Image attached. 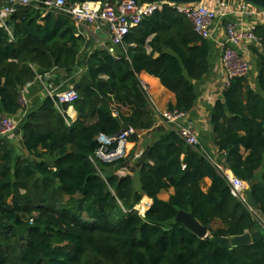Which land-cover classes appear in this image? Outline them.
Listing matches in <instances>:
<instances>
[{
    "label": "trees",
    "instance_id": "1",
    "mask_svg": "<svg viewBox=\"0 0 264 264\" xmlns=\"http://www.w3.org/2000/svg\"><path fill=\"white\" fill-rule=\"evenodd\" d=\"M5 25L11 35L0 22V118L22 110L21 92L38 76L75 73L90 46L70 16L40 3L17 6ZM255 34L264 46V24ZM125 44L116 56L93 50L80 78L70 79L78 92L74 120L68 104L59 109L49 98L27 111L19 126L27 156L0 136V264H264V236L236 248L212 241L260 228L248 204L264 216V56L255 50L256 89L249 76L234 78L211 117L218 160L250 183L247 204L232 194L202 146L188 145L169 128L138 163L140 189L132 175L114 171L124 158L91 160L100 134L133 127L131 140L138 141L139 132L154 126L142 72L174 93L168 109L189 112L194 82L211 69L210 40L169 5L143 18ZM205 178L211 180L206 191ZM170 188V198L161 199ZM144 197L152 203L144 199L149 207L141 214ZM179 210L191 212L209 236L175 222Z\"/></svg>",
    "mask_w": 264,
    "mask_h": 264
},
{
    "label": "built area",
    "instance_id": "2",
    "mask_svg": "<svg viewBox=\"0 0 264 264\" xmlns=\"http://www.w3.org/2000/svg\"><path fill=\"white\" fill-rule=\"evenodd\" d=\"M206 0L199 3L175 4L170 2H151L144 0H108V1H72V0H6L0 6V22L11 35L10 29L5 25V20L9 15L17 10V6L30 4H43L47 9H56L70 16L77 24V35L85 34L83 28L86 25H92L93 31L90 33L113 55H117L118 48L127 50L125 39L131 29L141 23L143 18L152 15L161 10L164 5L175 8L179 13L186 16L192 23L194 31L201 38L213 40L219 31L222 32L217 42L221 48V65L225 72L224 90L231 85L236 77H246L250 75L252 64L250 60L240 52L241 44L260 43V53L264 56V46L255 34V28L259 23L245 24V21L230 19L228 16L237 14L241 19L246 17H264V9L243 1V0H219L221 4L217 7H211L205 3ZM145 92L148 105L153 114L158 118V124L176 131L180 137L190 146H202L201 141L195 132L193 126L187 122L188 112L174 109L160 111L149 94L148 86L141 82ZM23 91V90H22ZM46 98L59 109L62 105L68 104L69 108L78 99V92L73 87H64L61 90L49 89ZM23 108L15 115H4L0 118V136L10 138L12 134L19 129L24 120L27 109L26 100L21 92V102ZM68 113V111H67ZM69 115V113H68ZM70 124V121L67 120ZM133 127L125 128L119 134L108 136L100 134L98 141L100 143L91 160L113 162L119 158H124L128 154V145L131 144V137L136 134ZM202 152L217 168L219 174L227 180L231 192L247 203L245 189L247 183L227 168L218 157L212 156L204 148ZM185 167V166H184ZM248 204V203H247ZM248 207L258 218L260 228L264 230V216H259L251 205Z\"/></svg>",
    "mask_w": 264,
    "mask_h": 264
},
{
    "label": "crops",
    "instance_id": "3",
    "mask_svg": "<svg viewBox=\"0 0 264 264\" xmlns=\"http://www.w3.org/2000/svg\"><path fill=\"white\" fill-rule=\"evenodd\" d=\"M205 3L214 8H217L221 4L219 0H206ZM228 17L236 21L238 20L245 21L244 22L245 24H251V23L264 24V17H246L244 20L241 19L239 16H237V14H231ZM85 27L87 29H89V27H91V29H94L92 25H86ZM87 29L83 30L84 32L86 31L85 34L88 33ZM221 35L222 32L219 31L216 35V38L210 40L211 69L210 72L204 78L194 82L197 98L193 109L188 112V118H187V122L193 126L195 132L197 133L201 141L202 148H204L209 154L215 157L216 156L218 157V151L214 143V134H213L211 117L214 106L216 105L217 101L220 100L224 102L225 72L221 65L222 51L217 42V39L220 38L219 36ZM260 47H261L260 43L241 44L239 46L240 52L243 53L245 57H247L252 64L250 77H252L253 79V84H251V86L254 89H256V76H257V58H256L255 50L257 49L260 52L261 51ZM64 75H68L66 71L61 69H57V70L55 69L53 72H49L44 76H38L34 82L28 84L22 91L26 100V106L24 108L29 110L32 108H36L40 104H42L46 99V95L49 89L61 90L64 87H66L64 85L66 82L63 79ZM140 78L141 81L145 82V84L148 86L151 99L153 100V102L160 111L168 109V106L170 104H175L176 98L174 93H172L167 88H165L157 77L142 72L140 74ZM68 113L70 117L71 116L75 117L77 115V112L74 109V107H70L68 109ZM154 118H155L154 126L150 130L139 132L138 141H134L133 143L136 149L134 150L129 160L133 162V164L134 162L135 164L137 163L135 168L136 170L131 169L129 172L127 173L125 172V170H127L128 168L127 166H129V165L126 166V162L128 160L127 161L125 160V162L121 165L120 168H113L114 171L119 175H125V174L132 175L135 182V187L137 189H140L138 163L141 160L145 159V154L147 150L153 144L156 138L161 134L163 130L162 128L168 129L166 126L158 124V118L156 115H154ZM8 139L15 148L21 149L22 151L21 154L23 156L28 155L24 147L23 135L20 129H17V131H15L12 134V136ZM210 185H211V180L209 178H205L202 182L203 189L205 191L208 190ZM249 190H250V183H247V189H245V197L247 202H248ZM163 193H166L167 196L166 197L162 196ZM173 193H174V189L170 188L169 190H163L159 194V197L163 200H168ZM144 199L149 201V206H150L152 201L148 197H144L143 200ZM221 225L222 224L218 220L213 222V227L215 228Z\"/></svg>",
    "mask_w": 264,
    "mask_h": 264
},
{
    "label": "water",
    "instance_id": "4",
    "mask_svg": "<svg viewBox=\"0 0 264 264\" xmlns=\"http://www.w3.org/2000/svg\"><path fill=\"white\" fill-rule=\"evenodd\" d=\"M45 1V0H39ZM76 1H108V0H76ZM151 2H170L175 4H191L199 3L204 0H144ZM252 3L262 9H264V0H243ZM175 222L183 223L186 227L196 233L200 238H206L209 236V230L207 227L203 226L191 212L185 210H179L177 216L175 217ZM264 236V230L258 228L252 232H246L243 235L235 237H217L213 238L212 241L224 248H236L244 247L252 244L253 242L262 239Z\"/></svg>",
    "mask_w": 264,
    "mask_h": 264
},
{
    "label": "rangeland",
    "instance_id": "5",
    "mask_svg": "<svg viewBox=\"0 0 264 264\" xmlns=\"http://www.w3.org/2000/svg\"><path fill=\"white\" fill-rule=\"evenodd\" d=\"M3 2H4V0H0V5L3 4ZM87 28H88V26H87ZM87 28L84 27L83 30H86ZM89 29H87V31H88V34H89L88 40L90 42L89 43L90 46L81 53V57H80V60H79V68L75 71V73H73L71 75H64L63 76L64 81H66L65 84H64L66 87H73V83H71V81H70L71 78H74V79H79L80 78V74L82 73V69L84 67V61L87 58L88 54L90 52H92L93 50H96L98 48H102V45L98 42V39H96L92 35H90V32H92L93 29H91V27H89ZM53 71L54 70H52L51 72H53ZM248 78H249L250 85L253 84L252 77H250V75H249ZM56 79H57V77H56ZM22 103H23V101H22ZM76 117H77V115L75 117H72L71 116V119L74 120ZM133 143H134V140H131V144L128 145V149H127L128 150V154H127L126 157H124V159L126 161L128 160L126 162V166L129 165V166H127L128 168L126 167L127 168V170H125L126 173L129 172L131 169L132 170H136L135 168H136L137 163L135 164V162H134V164H133V162H131L129 160V158L133 154L134 150L136 149L134 147ZM16 151H17V154L22 155L21 154L22 153L21 149L16 148ZM132 164H133V166H132ZM108 171H109V169H108ZM137 185H138V182H137ZM162 196L166 197L167 194L166 193H163ZM147 207H148V205L146 204V202L144 200H142L141 203L138 205L137 208L140 210V213L141 214H144V212L146 211L145 209Z\"/></svg>",
    "mask_w": 264,
    "mask_h": 264
}]
</instances>
